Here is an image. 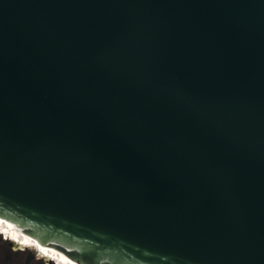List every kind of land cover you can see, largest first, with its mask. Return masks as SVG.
I'll list each match as a JSON object with an SVG mask.
<instances>
[{
	"label": "water",
	"instance_id": "1",
	"mask_svg": "<svg viewBox=\"0 0 264 264\" xmlns=\"http://www.w3.org/2000/svg\"><path fill=\"white\" fill-rule=\"evenodd\" d=\"M0 217L79 264H264V0H0Z\"/></svg>",
	"mask_w": 264,
	"mask_h": 264
},
{
	"label": "bare ground",
	"instance_id": "2",
	"mask_svg": "<svg viewBox=\"0 0 264 264\" xmlns=\"http://www.w3.org/2000/svg\"><path fill=\"white\" fill-rule=\"evenodd\" d=\"M0 235L14 245L19 244L41 257L48 258L49 261L53 259L60 264H79L54 246L41 244L35 236L24 232L18 224L2 217H0Z\"/></svg>",
	"mask_w": 264,
	"mask_h": 264
},
{
	"label": "rangeland",
	"instance_id": "3",
	"mask_svg": "<svg viewBox=\"0 0 264 264\" xmlns=\"http://www.w3.org/2000/svg\"><path fill=\"white\" fill-rule=\"evenodd\" d=\"M0 235V264H24V256L20 257V255L17 252H20L17 247H22L21 245L17 246L11 244H7L8 240L3 239ZM13 247L14 250L11 248ZM47 260V259H45ZM53 260V259H52ZM54 263L60 264L57 261L53 260ZM51 262L52 264H54Z\"/></svg>",
	"mask_w": 264,
	"mask_h": 264
},
{
	"label": "flooded vegetation",
	"instance_id": "4",
	"mask_svg": "<svg viewBox=\"0 0 264 264\" xmlns=\"http://www.w3.org/2000/svg\"><path fill=\"white\" fill-rule=\"evenodd\" d=\"M3 239H5V238H3ZM7 244L11 245L13 243L8 240ZM13 246H14V244H13ZM17 248H18V250H20V252H17L20 255V257H23V256L25 257L24 263H25V260L28 256V254H31V257L28 261V264H52L51 262H53V260L49 261L48 258L41 257L38 254H36L35 252H32V251L24 248L23 246L22 247L19 246ZM11 249L14 250L13 247ZM45 259H47V260H45ZM54 264H56V263H54Z\"/></svg>",
	"mask_w": 264,
	"mask_h": 264
}]
</instances>
